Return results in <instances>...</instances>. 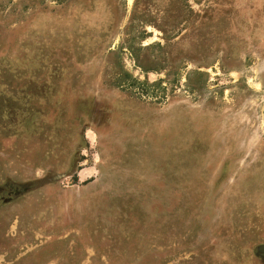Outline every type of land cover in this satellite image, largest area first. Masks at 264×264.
Returning <instances> with one entry per match:
<instances>
[{
    "label": "rangeland",
    "instance_id": "1",
    "mask_svg": "<svg viewBox=\"0 0 264 264\" xmlns=\"http://www.w3.org/2000/svg\"><path fill=\"white\" fill-rule=\"evenodd\" d=\"M0 196V264L264 262V0H0Z\"/></svg>",
    "mask_w": 264,
    "mask_h": 264
},
{
    "label": "trees",
    "instance_id": "2",
    "mask_svg": "<svg viewBox=\"0 0 264 264\" xmlns=\"http://www.w3.org/2000/svg\"><path fill=\"white\" fill-rule=\"evenodd\" d=\"M136 84H137V85H143V84H145V82H144V81H142V82L137 81ZM138 87H139V86H138ZM141 89H142V88H141ZM2 197H3V196H0V200H1Z\"/></svg>",
    "mask_w": 264,
    "mask_h": 264
},
{
    "label": "water",
    "instance_id": "3",
    "mask_svg": "<svg viewBox=\"0 0 264 264\" xmlns=\"http://www.w3.org/2000/svg\"><path fill=\"white\" fill-rule=\"evenodd\" d=\"M262 249H264V244L257 246V250H262Z\"/></svg>",
    "mask_w": 264,
    "mask_h": 264
},
{
    "label": "crops",
    "instance_id": "4",
    "mask_svg": "<svg viewBox=\"0 0 264 264\" xmlns=\"http://www.w3.org/2000/svg\"><path fill=\"white\" fill-rule=\"evenodd\" d=\"M257 263V262H256ZM258 264H264V262L260 261Z\"/></svg>",
    "mask_w": 264,
    "mask_h": 264
}]
</instances>
